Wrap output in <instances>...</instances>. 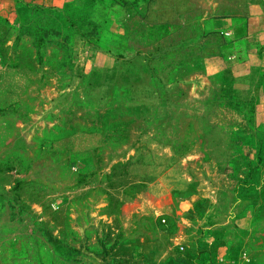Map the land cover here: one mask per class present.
<instances>
[{
  "label": "rangeland",
  "instance_id": "374dc122",
  "mask_svg": "<svg viewBox=\"0 0 264 264\" xmlns=\"http://www.w3.org/2000/svg\"><path fill=\"white\" fill-rule=\"evenodd\" d=\"M0 264H264V0H0Z\"/></svg>",
  "mask_w": 264,
  "mask_h": 264
},
{
  "label": "crops",
  "instance_id": "0c3cea01",
  "mask_svg": "<svg viewBox=\"0 0 264 264\" xmlns=\"http://www.w3.org/2000/svg\"><path fill=\"white\" fill-rule=\"evenodd\" d=\"M27 1H32V0H27ZM33 1L40 2L41 0H33ZM64 1H66V0H54L56 5H60ZM245 34L256 35L255 28L252 25V21L249 22V25L246 28V33Z\"/></svg>",
  "mask_w": 264,
  "mask_h": 264
}]
</instances>
